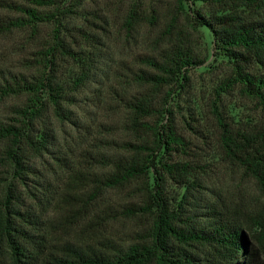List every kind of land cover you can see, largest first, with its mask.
Here are the masks:
<instances>
[{
	"label": "rangeland",
	"instance_id": "374dc122",
	"mask_svg": "<svg viewBox=\"0 0 264 264\" xmlns=\"http://www.w3.org/2000/svg\"><path fill=\"white\" fill-rule=\"evenodd\" d=\"M53 1L54 6L43 10L57 16L65 44L81 51L87 63L58 57L54 79L60 91L55 103L43 90L36 94V104L26 93L0 95V122L17 119L28 106L41 110L35 113L30 135L43 145L28 148L23 171L13 175L0 143V264H12L2 227L8 182L19 213L14 223L24 233H16L26 251L22 264H51L50 255H59L58 249L67 243L107 252L110 243L126 247L136 241L146 217L138 211L127 213L141 200L134 183L109 186L105 180L122 143L131 137L127 103L142 89L137 75L148 69L143 60L159 58L172 44H185L194 63L183 79L152 93L170 112L163 114L160 124L170 125L183 139L172 159L190 169L187 184L167 180L168 195L178 203L185 192L188 202L201 206L202 214L207 208L223 209L229 219L238 218L249 227L251 215L264 213V195L230 159L222 137L225 132L237 138L264 127L262 101L238 76L264 69L227 54L200 17L215 29V17L228 13L263 22L264 4L251 8L229 4L230 8L203 0ZM21 3L0 0V82L12 73L33 72L28 61L51 43L55 33L52 19L33 28L7 26L4 21L19 16L11 5ZM83 69L88 70L87 78ZM147 119L156 123L160 116ZM250 249L260 254L254 264H264L262 247L255 241Z\"/></svg>",
	"mask_w": 264,
	"mask_h": 264
},
{
	"label": "trees",
	"instance_id": "16d2710c",
	"mask_svg": "<svg viewBox=\"0 0 264 264\" xmlns=\"http://www.w3.org/2000/svg\"><path fill=\"white\" fill-rule=\"evenodd\" d=\"M223 2L229 7L244 5L259 7L264 0H203ZM11 5L19 16L4 21L7 26L35 27L37 23L51 20L55 24L51 43L38 49L29 60L35 72L12 73L0 82V95L26 93L34 98L40 90L50 92L53 101L60 91L54 79L57 73L59 56L71 59L77 65H86L87 58L81 51L72 50L60 35L57 16L46 12L44 7L54 6L53 0H23L21 4ZM231 8V7H230ZM200 22L209 26L214 39L236 60L251 61L264 69V21H248L237 14L228 13L215 17L218 29L203 17ZM234 49L240 51L234 52ZM193 55L185 44H172L160 54L159 58L145 57L143 64L148 69L137 75L141 91L127 103V130L131 137L122 143V152L112 163V171L106 178L109 186L134 183L141 197L138 205L127 209L129 215L137 212L146 217L144 227L136 233L134 243L122 247L108 244L107 252L99 249L89 251L87 247L73 243L63 244L59 255H50L51 264H254L260 255L251 248L258 243L264 253V213L250 216L249 227L238 218L229 219L226 210L207 208L201 213V206L187 201L186 193L178 203L168 195V179L187 184L190 169L172 159L182 143L170 125H162L163 114L170 112L153 98V91L163 85L183 79L188 67L193 64ZM88 70H84L85 77ZM243 85L256 95L264 105V70L255 75L238 73ZM87 78V77H86ZM56 101H54L55 103ZM38 103L35 98L32 104ZM20 110L19 117L10 122H0V143L2 157L13 175L22 172L28 148L37 150L43 147L30 135L36 107ZM32 109V110H31ZM160 116L156 123L147 118ZM171 117L168 116V120ZM223 147L230 159L250 177L264 195V127L255 133L246 132L241 136L223 133ZM189 185L191 183L189 182ZM185 191H186V186ZM13 185L7 183L3 203V236L11 249L12 264L26 263L25 249L17 241L18 231L14 223L19 217L11 199H15ZM201 208V209H200ZM136 213V214H137ZM202 215L206 216L204 219ZM106 246V245H105Z\"/></svg>",
	"mask_w": 264,
	"mask_h": 264
}]
</instances>
